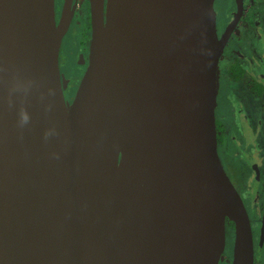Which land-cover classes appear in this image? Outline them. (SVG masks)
I'll return each instance as SVG.
<instances>
[{
    "label": "water",
    "instance_id": "obj_1",
    "mask_svg": "<svg viewBox=\"0 0 264 264\" xmlns=\"http://www.w3.org/2000/svg\"><path fill=\"white\" fill-rule=\"evenodd\" d=\"M69 1V0H68ZM0 0V264H252L216 149L213 0H90L70 104L71 9Z\"/></svg>",
    "mask_w": 264,
    "mask_h": 264
},
{
    "label": "flooded vegetation",
    "instance_id": "obj_2",
    "mask_svg": "<svg viewBox=\"0 0 264 264\" xmlns=\"http://www.w3.org/2000/svg\"><path fill=\"white\" fill-rule=\"evenodd\" d=\"M68 2L72 12L58 67L70 104L89 62L91 11L90 0ZM65 3L54 0L56 23ZM213 8L223 41L216 68V149L249 218L252 264H264V0H213ZM225 233L228 239L231 230ZM226 242L218 264H231Z\"/></svg>",
    "mask_w": 264,
    "mask_h": 264
},
{
    "label": "trees",
    "instance_id": "obj_3",
    "mask_svg": "<svg viewBox=\"0 0 264 264\" xmlns=\"http://www.w3.org/2000/svg\"><path fill=\"white\" fill-rule=\"evenodd\" d=\"M226 222H225V225H226V229H228V230H231L232 231V229H233V222L231 221V220H229V219H226L225 220ZM232 241H231V239H230V244H229V254H230V251H231V243Z\"/></svg>",
    "mask_w": 264,
    "mask_h": 264
},
{
    "label": "rangeland",
    "instance_id": "obj_4",
    "mask_svg": "<svg viewBox=\"0 0 264 264\" xmlns=\"http://www.w3.org/2000/svg\"><path fill=\"white\" fill-rule=\"evenodd\" d=\"M230 238H231V237H230V234H229V235H228V239L226 238V241H227V242H226V246H227L228 244H230ZM231 240H232V239H231Z\"/></svg>",
    "mask_w": 264,
    "mask_h": 264
},
{
    "label": "bare ground",
    "instance_id": "obj_5",
    "mask_svg": "<svg viewBox=\"0 0 264 264\" xmlns=\"http://www.w3.org/2000/svg\"><path fill=\"white\" fill-rule=\"evenodd\" d=\"M230 237H231V235H230ZM231 239V238H230Z\"/></svg>",
    "mask_w": 264,
    "mask_h": 264
}]
</instances>
